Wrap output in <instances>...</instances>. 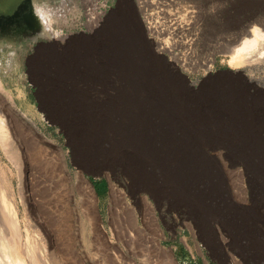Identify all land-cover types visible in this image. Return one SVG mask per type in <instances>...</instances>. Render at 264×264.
<instances>
[{"label": "rangeland", "instance_id": "374dc122", "mask_svg": "<svg viewBox=\"0 0 264 264\" xmlns=\"http://www.w3.org/2000/svg\"><path fill=\"white\" fill-rule=\"evenodd\" d=\"M113 2L33 0L42 36L52 41L47 59L32 66V77L26 64L31 43L0 42L1 105L6 112L11 98L6 116L20 144L21 243L27 235L35 238L45 264H165L162 249L175 264H264V213L256 212L264 191L256 180L260 174L244 160L259 149L245 154L238 139L202 136L217 177L212 185L197 184L190 192L194 198L182 202L177 193L163 197L134 181L121 165L79 161V136L66 128L61 114L70 111L66 120L80 126V111L88 110L94 116L86 121L113 126L115 138L120 128L136 143L158 138L135 129L144 130L148 90L136 80L143 71L128 69L136 60L162 69L187 96L238 87L244 99L264 106V57L239 68L229 63L230 54L251 36L248 30L264 31V0H153L147 13L139 0H120L116 11L107 13ZM50 32L69 35L53 49L58 39ZM126 93L135 94L134 102L119 100ZM118 107L130 115L120 117ZM171 147L176 155L174 141ZM0 156L10 165L1 149ZM79 169L93 186L96 206L79 190ZM196 209H205L202 220Z\"/></svg>", "mask_w": 264, "mask_h": 264}, {"label": "bare ground", "instance_id": "6f19581e", "mask_svg": "<svg viewBox=\"0 0 264 264\" xmlns=\"http://www.w3.org/2000/svg\"><path fill=\"white\" fill-rule=\"evenodd\" d=\"M152 1L139 0V9L147 13V7L153 4ZM93 2L95 3V0H85L86 6ZM150 25L145 26L146 31L152 30ZM47 28L50 31L49 24ZM50 33L52 37L58 39L55 43L53 42L55 45L53 49L56 46H62L61 39H67L69 35H61L60 32ZM247 33L251 36L245 38L230 54L229 63L234 67L251 65L264 57V31L253 26ZM254 56L256 58H253ZM210 60L214 59L210 58ZM170 64L177 68L175 61ZM128 69L143 71L145 76L137 75L139 77L136 80L138 84L144 83L148 87L145 94L147 110L141 126L144 130L139 125L135 129L137 132H144L158 138L150 137L147 141L136 143L124 138L123 134H126V130L121 128L118 129L119 132L115 138L113 126L101 123L89 124L86 121L94 116L86 107L87 112L80 111L79 116L82 119L80 126L74 122L70 124L69 120H66L71 117L70 111L62 112L66 128L70 126L72 133L79 136V143L75 148L79 161L121 165L139 184H148L163 197L167 194L173 197L177 193L176 196L180 201L187 202L194 198L195 194L190 192L196 188L197 184L212 185L214 178L217 177L212 169L211 159L204 155L203 146L206 141L201 137L205 134H222L234 140L238 139L235 144L241 147L245 154L251 147L260 150L256 156L246 157L244 160L247 169L252 167L260 174L256 180H259L258 184L264 191V106H259L252 98L244 99L238 87L233 89L228 87V91L225 86H211V89H199L197 93L202 96L198 98L193 95L187 96L181 92L176 82L169 80L162 69L148 60L144 63L136 60L132 65L129 63ZM2 95L0 90V149L10 165H5L0 156V264H45V259L38 257L39 245L35 238L32 240L27 235L24 245L20 240L21 221H23L19 213V202L23 200L20 144L17 141L11 116H6L13 109L12 100L10 97L7 99L9 111L5 112L1 105ZM134 96V93H126V95H119L118 98L125 103H132ZM97 110L99 113L100 109L97 108ZM138 111L139 109L137 113ZM68 112L70 115H67ZM74 112L73 114L77 117L78 113L76 110ZM117 114L120 117L130 115L121 107L117 108ZM34 127L35 130L38 129L37 126ZM174 134L178 136L177 142ZM173 141L177 145L176 155L171 147ZM76 175L79 179V190L86 192L92 198L89 206L93 204L96 206L95 191L90 181L83 176L80 169ZM14 177L17 178L16 184ZM257 208L256 212L262 215L264 204L260 202ZM200 213L202 220L205 209H196V215L200 216ZM235 221L233 225L237 226ZM43 248L45 250V247ZM159 252L164 257L162 260L165 264H175V259L169 250L162 249Z\"/></svg>", "mask_w": 264, "mask_h": 264}, {"label": "flooded vegetation", "instance_id": "af4514ba", "mask_svg": "<svg viewBox=\"0 0 264 264\" xmlns=\"http://www.w3.org/2000/svg\"><path fill=\"white\" fill-rule=\"evenodd\" d=\"M33 0H0V42L17 41L20 46L31 43L27 56L28 75L34 76L32 66L38 65L49 56L46 48L52 40L43 37L44 31ZM120 7V0L108 6L107 13H112Z\"/></svg>", "mask_w": 264, "mask_h": 264}, {"label": "water", "instance_id": "95a60500", "mask_svg": "<svg viewBox=\"0 0 264 264\" xmlns=\"http://www.w3.org/2000/svg\"><path fill=\"white\" fill-rule=\"evenodd\" d=\"M89 175H90V173H89ZM93 176V175H92Z\"/></svg>", "mask_w": 264, "mask_h": 264}]
</instances>
